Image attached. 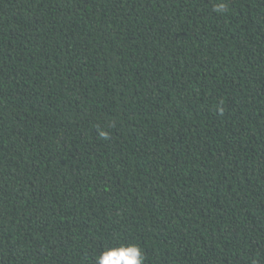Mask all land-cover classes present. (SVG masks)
Listing matches in <instances>:
<instances>
[{
	"label": "trees",
	"instance_id": "trees-1",
	"mask_svg": "<svg viewBox=\"0 0 264 264\" xmlns=\"http://www.w3.org/2000/svg\"><path fill=\"white\" fill-rule=\"evenodd\" d=\"M128 245L264 264V0H0V264Z\"/></svg>",
	"mask_w": 264,
	"mask_h": 264
},
{
	"label": "clouds",
	"instance_id": "clouds-1",
	"mask_svg": "<svg viewBox=\"0 0 264 264\" xmlns=\"http://www.w3.org/2000/svg\"><path fill=\"white\" fill-rule=\"evenodd\" d=\"M225 5L221 3L217 8L223 12ZM99 264H142L144 256L136 245L120 246L107 249L97 257Z\"/></svg>",
	"mask_w": 264,
	"mask_h": 264
}]
</instances>
